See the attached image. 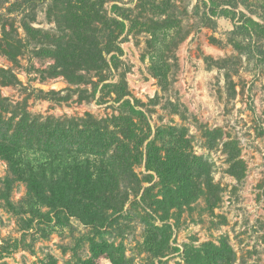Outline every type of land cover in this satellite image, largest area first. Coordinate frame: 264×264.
I'll return each mask as SVG.
<instances>
[{
	"label": "rangeland",
	"instance_id": "rangeland-1",
	"mask_svg": "<svg viewBox=\"0 0 264 264\" xmlns=\"http://www.w3.org/2000/svg\"><path fill=\"white\" fill-rule=\"evenodd\" d=\"M70 2L72 8L63 0H0L2 116L105 119L122 133L123 148L129 127L149 140L157 128L174 126L187 149L210 165L216 202L200 196L168 210L162 254L153 255L146 226L162 222L131 195L123 171L113 201L119 210L102 203L108 215L102 226L64 214L49 222V209L30 201L25 183L0 158V264H78L92 256V241H106L111 254L94 257V264H111L109 257L119 264H186L184 245L220 237L234 251L233 264H264V37L236 29L243 15L264 25V0ZM221 8L235 17L215 15ZM71 11L85 14L84 22L74 24ZM110 40L116 48L95 63L96 49ZM58 43L86 56L60 65L52 56ZM29 157L37 165L48 160L33 150ZM130 168L142 180L152 173L143 162ZM157 191L153 186L151 194Z\"/></svg>",
	"mask_w": 264,
	"mask_h": 264
},
{
	"label": "trees",
	"instance_id": "trees-1",
	"mask_svg": "<svg viewBox=\"0 0 264 264\" xmlns=\"http://www.w3.org/2000/svg\"><path fill=\"white\" fill-rule=\"evenodd\" d=\"M75 1L80 3V0ZM63 3L66 8L73 6L70 0H63ZM70 13L74 24L79 25L80 21L84 22L86 19L85 14L79 15L74 11ZM214 14L233 19L236 13L221 8ZM238 21V31L264 37V25L260 22L244 15L238 17ZM115 22L123 25L120 21ZM78 39L81 40L79 36ZM112 40L106 49H96V56L93 58L95 63L104 61L103 54L116 48ZM52 54L56 61H60V65L67 66L73 60H82L86 56V53L80 54L73 44L63 46L60 43L52 50ZM73 66L81 67L76 64ZM63 72L65 74V71ZM129 108L133 113L144 117L142 111L135 110L133 106ZM105 121L92 120L93 123L87 124L86 120H83L78 124L52 118L39 121L35 118L20 117L15 120L12 116L4 118L0 111V158L6 161L10 174L25 183L30 201L54 212L52 216L49 210L44 213L49 222L64 214L76 215L88 225L102 226L108 218V215L104 216L102 203L105 204V209L109 208L112 213L119 210L117 203L113 201L123 171L128 183H133L127 187L128 191L132 192L131 195L139 196L140 203L151 213H155L157 219L162 222L160 225L151 223L146 226L149 251L153 255H160L164 246L163 236L169 228L166 223L168 210L180 209L200 196H204L210 205L215 204L216 186L210 177V165L187 149V140L177 133L174 126L157 128L149 140L148 136L140 140L136 134L131 133L134 130L129 127L128 132L131 134L124 135L123 148V141L117 136L122 133L108 129L109 125L105 124ZM113 126L116 130L121 128ZM123 130L124 128L122 132ZM138 140L141 145L146 140L143 149L142 146L136 148ZM227 145L229 142L224 143V146ZM31 150L46 153L48 160L45 158L38 165L33 163L29 157ZM141 162L146 171L152 172L143 180L130 168ZM48 170L51 173L50 178L47 176ZM154 177L157 178L156 183L143 186L144 182H150ZM3 182L5 190L9 189L8 176ZM153 186L158 187L155 195L151 194ZM4 198L8 202V196ZM90 250L92 256L79 261L78 264H94V257L111 255L106 241H92ZM181 254L186 264H233L235 259L234 251L224 237L217 241L203 242L198 246L184 245ZM109 258L111 264H119L117 260Z\"/></svg>",
	"mask_w": 264,
	"mask_h": 264
}]
</instances>
